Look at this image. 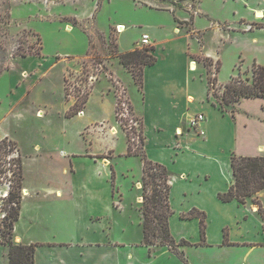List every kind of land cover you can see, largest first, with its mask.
Segmentation results:
<instances>
[{"label": "crops", "instance_id": "1", "mask_svg": "<svg viewBox=\"0 0 264 264\" xmlns=\"http://www.w3.org/2000/svg\"><path fill=\"white\" fill-rule=\"evenodd\" d=\"M131 1L135 10L147 8L145 11L151 12L152 19L140 25L141 32L149 35L155 61L143 66L140 87L116 57L111 58L109 65L114 78L124 85L133 113L141 120L146 157L165 165L168 170L171 209L167 218L168 229L176 242L180 239L188 242L177 245V249L187 264H264V221L252 201L258 198L264 206V188L249 196L245 203L236 199L223 201L217 196L218 192L227 191L233 182L232 153L264 154L262 137L245 130L252 123L264 129V97H243L235 104L234 111L222 110L208 96L207 67L202 61L204 58L220 61V42L230 37L248 36L250 41H256L261 30L264 31V27L256 26L253 20L252 10L258 1L217 0L219 7L232 1L231 14L221 18L214 13L213 7L205 5V0H183L189 5L184 10L169 7L177 0ZM23 3L31 4L33 8L28 7L26 17H14L15 7ZM8 5L11 18L24 20L29 28L26 20L32 18L61 23L58 32L64 26L68 28L66 32H71L73 23L78 27L88 25L87 19L93 18L99 1L8 0ZM156 12H166L169 20L158 21L153 16ZM178 20L186 22L182 26ZM118 24L123 23L117 22L115 26ZM83 39L85 51L76 53L78 56L85 54L89 45V39L85 36ZM120 44L119 40L116 43L118 51L126 52L136 48L137 40L129 45ZM209 44L213 50L206 47ZM239 57H234L233 65ZM190 61L195 62L194 69L189 68ZM257 61L264 64L262 58ZM14 95V91L10 93L13 100L16 99ZM244 101H250L251 112L241 108ZM198 113L203 116L197 127L202 133L189 126L191 118ZM95 119L106 120L101 113ZM61 153L65 152L61 150ZM220 160L226 169L223 175L217 169ZM62 171L65 172L66 168ZM62 174L64 176L58 183L47 180L42 187L28 186L22 174L24 193H21L18 217L13 222L10 239L14 243H36L35 264H185L166 245L151 249L141 243L138 239L142 230L133 239L125 234H114L110 222L102 215L90 216L93 220L87 227L98 220L94 236L86 230L79 231L78 199L70 187L68 172ZM212 175L215 180L210 181ZM205 192L212 206L218 207L215 222L214 213L211 214L207 201L203 199ZM114 205L115 208L119 206ZM193 210L206 214L204 240L200 234L199 217L182 215ZM223 210L232 212L230 219H224L220 213ZM141 218H138L140 226ZM47 221L59 230L54 229L50 234L52 229ZM225 227L228 243L223 242ZM46 228L48 231L42 233ZM7 250V245L0 240V264H8Z\"/></svg>", "mask_w": 264, "mask_h": 264}, {"label": "rangeland", "instance_id": "2", "mask_svg": "<svg viewBox=\"0 0 264 264\" xmlns=\"http://www.w3.org/2000/svg\"><path fill=\"white\" fill-rule=\"evenodd\" d=\"M97 1L99 7L93 18L87 19L88 25L80 24L78 27L70 22L72 31L69 33L66 32L67 26L58 32L61 23L32 18L26 20L29 28L24 20L11 18L8 0H0V138L7 136L10 139L9 144L0 147V182L10 179L14 184L20 180L16 191L21 196L19 160H22L23 179L31 187H42L47 180L58 183L64 176L62 173L68 172L70 187L78 199L76 216L79 231L86 230L94 236L98 220L87 227L93 220L90 216L102 215L110 222L114 234H125L133 239L142 230V218L141 226L138 218L142 217L143 193H150L151 184H143L142 180L143 159L139 154L143 150L141 120L131 109L124 85L112 75L109 61L117 58L116 43L119 40L120 45L139 40L142 33L140 24L152 19V15L144 7L135 10L131 0ZM257 1L252 10L256 26L264 25V0ZM231 4L232 1L219 7L217 0H205V5L213 7L218 18L231 14ZM28 7L33 8L28 3L16 6L14 17H26ZM169 7L184 10L189 5L177 0ZM258 9L263 11L262 18L254 15ZM153 16L161 22L169 20L166 12H156ZM178 21L182 26L186 22ZM117 22L123 23L119 25L122 26L119 31L115 28ZM261 32L256 41L239 35V38L230 37L220 42L217 79L214 78L217 61L202 60L207 67V78L212 81L208 82V96L215 103L219 104L221 83L230 77L250 78L253 61L264 65L257 61L258 58L264 60V31ZM84 36L89 39V45L86 53L78 56L76 53L85 51ZM206 47L213 50L210 44ZM136 48L153 54L151 42L148 45L137 43ZM238 55L240 57L233 65V59ZM125 68L134 80L131 70ZM134 71H138V66ZM135 84L139 87L136 81ZM13 91L14 100L10 97ZM249 102L244 101L241 105L247 112L252 111ZM76 107L80 109L76 114L65 115L66 111ZM224 108L230 110L232 107L227 105ZM98 113L105 115L106 120H96ZM240 126L243 127L242 124ZM112 127L115 128L114 134L110 131ZM245 130L264 141V129L254 123ZM128 144L130 154H126ZM14 148L18 150V156L8 157ZM72 153L75 154L70 155ZM221 161L217 169L223 175L226 169H223ZM155 167H150L148 173L159 174ZM63 168H66L65 172ZM147 179L150 180L149 175L144 180ZM212 180H215L214 175ZM203 199L207 201L211 214L214 213L215 222L218 207L212 206L208 193L205 192ZM252 201L264 221L261 200L254 198ZM114 204L119 206L115 208ZM220 213L225 220L232 214L230 210ZM203 214L205 232L206 214ZM182 215L186 217L187 214ZM47 225L52 229L50 234L59 230L51 221H47ZM45 231L47 228L42 233ZM149 238L153 242L149 245L151 249L161 246L159 237L150 235ZM224 239L223 242H229L227 227L224 228ZM9 240V234H5L1 242L6 244ZM138 240L143 243V232Z\"/></svg>", "mask_w": 264, "mask_h": 264}, {"label": "trees", "instance_id": "3", "mask_svg": "<svg viewBox=\"0 0 264 264\" xmlns=\"http://www.w3.org/2000/svg\"><path fill=\"white\" fill-rule=\"evenodd\" d=\"M264 27V25H260ZM150 49H153L151 46ZM119 62L131 70L134 80L141 86L142 83V69L144 65L151 64L155 61V56L152 53L144 52L141 49H133L126 52H116ZM219 61L215 66L214 78L217 79L216 73L219 70ZM138 66V71H134V67ZM251 77L245 79L230 77V79L223 83L220 93L219 107L222 110H227L224 107L231 105L230 111L235 110V104L243 97H264V65L255 61L251 63ZM208 82H212L208 79ZM86 101V98H85ZM80 109L78 107L71 108L66 111V116L76 114ZM142 136V135H141ZM10 143L7 136L0 138V147ZM130 145H127L126 154H130ZM143 149V144L141 142ZM143 159V184H151L150 193H143L142 210V232L143 244H153L149 236L159 237L158 244L166 245L171 249L181 260L187 264L181 252L177 249V245L188 243L184 239L176 242L170 235L167 218L171 213L169 205V173L165 165L149 160L144 150L139 153ZM22 161V160H21ZM19 160V177L22 182V162ZM230 165L233 175V182L225 192H218L217 196L223 201L236 199L239 203H244L246 198L264 188V154L262 155H237L232 153L230 155ZM156 166L159 174L148 173L149 168ZM150 176V180H144L146 176ZM20 186V180H16L11 185V190L7 202L10 204L7 215L4 219V227L2 228L3 236L9 234L11 237V229L13 222L18 217V210L20 204V195L16 191V187ZM157 186H160L159 188ZM162 187V188H161ZM22 189V186H21ZM198 215L200 218V233L202 240L205 239L204 232V214L197 210L190 211L186 217ZM6 228V229H5ZM4 232V233H3ZM226 241V238L224 239ZM155 243V242H154ZM7 259L8 264H35L34 250L36 243L22 244L14 243L12 240L7 241Z\"/></svg>", "mask_w": 264, "mask_h": 264}, {"label": "built area", "instance_id": "4", "mask_svg": "<svg viewBox=\"0 0 264 264\" xmlns=\"http://www.w3.org/2000/svg\"><path fill=\"white\" fill-rule=\"evenodd\" d=\"M116 30L119 31V24L115 26ZM120 29H122V27H120ZM138 44L141 45H148L150 44V39H149V35L146 32L141 33V36L139 38V40L137 41ZM192 61H190L191 63ZM189 68L191 69V65H189ZM202 114L198 113L196 114L193 118H191L190 120V127H192L193 129L197 130L199 133H202L201 129H197V127L199 126V123L202 121ZM17 157L18 156V150L16 148L12 149L11 152L9 153L8 157ZM11 180L8 179L6 181H4L3 183L0 182V240H2L3 238V234H2V228L4 227V219L7 215V210L10 206V204L7 202V199L9 197V193L11 190ZM22 193H23V188L21 189Z\"/></svg>", "mask_w": 264, "mask_h": 264}, {"label": "bare ground", "instance_id": "5", "mask_svg": "<svg viewBox=\"0 0 264 264\" xmlns=\"http://www.w3.org/2000/svg\"><path fill=\"white\" fill-rule=\"evenodd\" d=\"M254 15H255V17H257V18H262V16H263V11L261 10V9H258L257 11H256V13H254ZM119 27H122V26H119ZM68 29V28H67ZM191 69H194L195 67H196V64H195V62H191ZM110 131H111V133L112 134H114L115 133V128L114 127H112L111 129H110ZM24 193V192H23Z\"/></svg>", "mask_w": 264, "mask_h": 264}]
</instances>
